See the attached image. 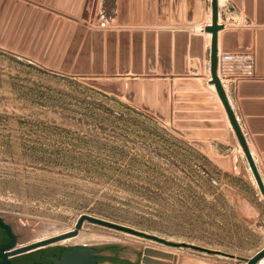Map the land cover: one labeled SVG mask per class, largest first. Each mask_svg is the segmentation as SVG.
Segmentation results:
<instances>
[{"label":"rangeland","instance_id":"374dc122","mask_svg":"<svg viewBox=\"0 0 264 264\" xmlns=\"http://www.w3.org/2000/svg\"><path fill=\"white\" fill-rule=\"evenodd\" d=\"M86 4L0 0V214L60 231L89 214L253 256L264 195L207 84L147 73L133 17L98 21ZM89 230L123 238L89 244H121L148 264H243L89 221L79 233Z\"/></svg>","mask_w":264,"mask_h":264},{"label":"crops","instance_id":"0c3cea01","mask_svg":"<svg viewBox=\"0 0 264 264\" xmlns=\"http://www.w3.org/2000/svg\"><path fill=\"white\" fill-rule=\"evenodd\" d=\"M211 1L141 0L139 5L138 0H133V15L145 17L144 23L133 26L144 27L146 63L173 68L167 74L156 71L157 76L170 81H207L203 89L215 97L223 120L237 139L211 83L212 33L199 30L212 23ZM218 7L219 23L224 25L218 32V75L264 181V0H220ZM223 12L227 13L225 19ZM208 13L211 21H207ZM224 56L234 59L228 73L222 68ZM248 65L251 71L245 73ZM243 161H247L245 154Z\"/></svg>","mask_w":264,"mask_h":264},{"label":"water","instance_id":"95a60500","mask_svg":"<svg viewBox=\"0 0 264 264\" xmlns=\"http://www.w3.org/2000/svg\"><path fill=\"white\" fill-rule=\"evenodd\" d=\"M86 5H84L83 9H91L92 8V15L96 16L97 20L100 21L102 18H108L110 21L115 22L119 17H125V16H132L133 17V24L140 25L145 22V17L141 15H133V0H85ZM77 2V1H76ZM75 3V2H74ZM141 0H138V4L140 5ZM76 3L73 4L72 11H76ZM212 23L210 25H207L205 27H201L199 30L201 31H207L212 33V46H211V64H210V71L212 74V80L211 83L215 85L217 94L225 108L226 114L228 116L229 122L236 134V137L245 153L246 160L249 164V167L254 175L255 181L261 191V193L264 195V181L262 179V176L259 172L257 163L255 161V157L249 147V144L247 142V139L244 135V132L242 130L241 124L229 102V98L227 95V92L225 90V87L222 83L221 78L218 75V64H219V58H218V32L224 28L223 24L219 23V7H218V0H212ZM58 7L63 8V6L58 5ZM138 12H141V10H138ZM87 13V12H86ZM88 14V13H87ZM78 15H85L83 12H78ZM138 42H140V45H143L144 42V49L146 53V44H145V31L141 26H133V47L138 45ZM137 44V45H136ZM144 53V54H145ZM145 57V65H146V71L147 73L152 72V74L156 73L158 71L161 74H167L172 72V67L170 65H160L158 68L156 65L152 62L150 64L146 63V56ZM234 60L232 57L224 56L222 59V68L227 73L230 72V61ZM251 65H248L247 68H245L244 72L251 71ZM245 72V73H246ZM161 80H164L161 78ZM176 80H193L191 78H176ZM203 83L207 84L206 80L203 81ZM211 90V89H210ZM212 91V90H211ZM211 96L214 98V96L211 94ZM219 104H216L215 107H218ZM223 117V113H219V118ZM226 125L228 122H225ZM85 221H89L95 224H99L108 228L124 231L133 235H137L139 237H144L150 240L157 241L159 243L172 246V247H181V248H189L196 251L208 253V254H215L224 256L227 258L237 259L239 261L244 262V264H256L260 259L264 258V246L258 250L253 256L246 257L238 254H234L231 252H226L220 249H214L206 246H202L195 243H190L186 241H174L170 240L164 237H161L156 234H151L146 231H142L139 229H135L133 227H129L126 225H122L113 221H109L106 219H102L99 217H95L89 214H83L79 217L77 220L75 227L63 232L62 234H59L57 236H52L49 238L32 241L29 243H25L23 246H20L16 251L22 252L27 251L31 249H35L42 246H47L54 244L58 240L65 239L71 236H76L79 234L80 229L83 227ZM12 247H17L14 242L11 244ZM86 243L83 245H70L68 249L75 250V249H85L88 248ZM148 253H154L160 257L170 258L167 257L166 252L163 251H153V250H147ZM147 262H150L151 264H169L167 262L161 261V260H152L146 258Z\"/></svg>","mask_w":264,"mask_h":264},{"label":"flooded vegetation","instance_id":"af4514ba","mask_svg":"<svg viewBox=\"0 0 264 264\" xmlns=\"http://www.w3.org/2000/svg\"><path fill=\"white\" fill-rule=\"evenodd\" d=\"M21 241L19 227L0 214V264H148L144 263L143 258H139L141 254L133 259V249L124 248L118 243H86L88 248L75 250L68 248L70 245L84 243L51 244L17 252L16 250L24 245ZM12 242L17 247H12Z\"/></svg>","mask_w":264,"mask_h":264},{"label":"bare ground","instance_id":"6f19581e","mask_svg":"<svg viewBox=\"0 0 264 264\" xmlns=\"http://www.w3.org/2000/svg\"><path fill=\"white\" fill-rule=\"evenodd\" d=\"M207 21H211V14L209 13L207 16ZM239 153L241 157L244 158L245 153L243 152L242 147H239ZM19 221L20 222L18 223V227L22 234L21 242H25V243L49 238L52 236H57L59 234H62L63 232H66V231H60L61 226L59 223L56 222L29 219L24 217H21ZM122 239L123 238L119 236H109L97 232L95 230H89V231L81 232L76 236H71L65 239L58 240L57 242H55V244L99 243V242H108V241H123ZM165 255L172 257L169 254H165ZM181 260H182V264H197V262H195L194 260H190L187 257H183ZM256 264H264V258L260 259Z\"/></svg>","mask_w":264,"mask_h":264},{"label":"built area","instance_id":"2783aa9c","mask_svg":"<svg viewBox=\"0 0 264 264\" xmlns=\"http://www.w3.org/2000/svg\"><path fill=\"white\" fill-rule=\"evenodd\" d=\"M106 24L105 23H102V26H105Z\"/></svg>","mask_w":264,"mask_h":264}]
</instances>
